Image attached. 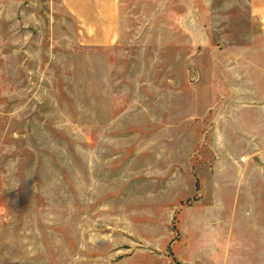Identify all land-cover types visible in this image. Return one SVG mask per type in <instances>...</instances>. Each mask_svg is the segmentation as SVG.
<instances>
[{"label":"rangeland","instance_id":"1","mask_svg":"<svg viewBox=\"0 0 264 264\" xmlns=\"http://www.w3.org/2000/svg\"><path fill=\"white\" fill-rule=\"evenodd\" d=\"M240 2L0 0V264H264Z\"/></svg>","mask_w":264,"mask_h":264},{"label":"crops","instance_id":"2","mask_svg":"<svg viewBox=\"0 0 264 264\" xmlns=\"http://www.w3.org/2000/svg\"><path fill=\"white\" fill-rule=\"evenodd\" d=\"M236 6V12L245 13H240L239 16L250 21L251 27L244 37L233 41L224 38L226 41L220 52V69H216L220 70L219 75L224 87L218 89L217 85L213 84L211 91H232L239 93L238 96L240 93H253L251 96L241 97L243 101L237 104L238 111L231 116H235L240 127L246 124L254 126L257 122L256 109L264 108V105H258L256 102H248L250 99L256 101V92H264V0H245L244 4L240 2ZM214 8L216 6L212 4L211 11H214ZM232 60L237 62L230 66L229 61ZM251 134L248 138L255 139L256 134Z\"/></svg>","mask_w":264,"mask_h":264}]
</instances>
